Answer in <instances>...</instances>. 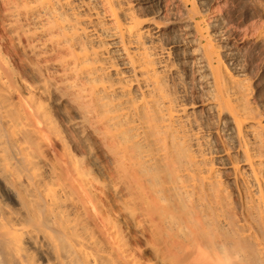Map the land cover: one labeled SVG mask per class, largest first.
<instances>
[{
    "label": "bare ground",
    "instance_id": "bare-ground-1",
    "mask_svg": "<svg viewBox=\"0 0 264 264\" xmlns=\"http://www.w3.org/2000/svg\"><path fill=\"white\" fill-rule=\"evenodd\" d=\"M223 1L0 0V264H264V0Z\"/></svg>",
    "mask_w": 264,
    "mask_h": 264
},
{
    "label": "rangeland",
    "instance_id": "rangeland-1",
    "mask_svg": "<svg viewBox=\"0 0 264 264\" xmlns=\"http://www.w3.org/2000/svg\"><path fill=\"white\" fill-rule=\"evenodd\" d=\"M228 3L232 2V0H226ZM222 2H224L223 0H219V3L222 4ZM223 5V4H222ZM217 8V7H216ZM235 10L238 11V13L241 15L244 13V10H245V6L244 4H239V5H235ZM15 49H16V53L19 55V57L22 59V61L19 64L20 68H27L26 66V63L29 61L25 58V56L22 54V51L18 48V45H17V42H15ZM16 55V54H15ZM17 62L19 60L18 57H14ZM26 60V61H25ZM25 61V62H24ZM96 145V144H95ZM93 154H94V157L95 159L97 160V162L99 163V165L102 167V168H106L108 166V161L107 159L104 157L103 153L100 152V150L97 148V146L94 147V150H93ZM98 155V156H97Z\"/></svg>",
    "mask_w": 264,
    "mask_h": 264
}]
</instances>
